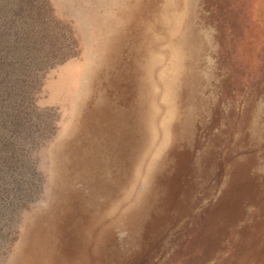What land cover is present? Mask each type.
<instances>
[{
  "label": "rangeland",
  "instance_id": "374dc122",
  "mask_svg": "<svg viewBox=\"0 0 264 264\" xmlns=\"http://www.w3.org/2000/svg\"><path fill=\"white\" fill-rule=\"evenodd\" d=\"M7 1L0 264H264V0Z\"/></svg>",
  "mask_w": 264,
  "mask_h": 264
},
{
  "label": "trees",
  "instance_id": "16d2710c",
  "mask_svg": "<svg viewBox=\"0 0 264 264\" xmlns=\"http://www.w3.org/2000/svg\"><path fill=\"white\" fill-rule=\"evenodd\" d=\"M3 1H4V0H3ZM4 3H5V4H7V5L9 4L7 0H5V2H4ZM8 13H9V12H8Z\"/></svg>",
  "mask_w": 264,
  "mask_h": 264
}]
</instances>
